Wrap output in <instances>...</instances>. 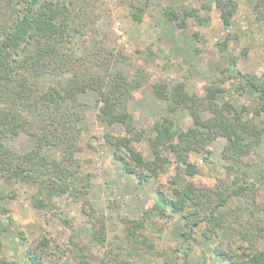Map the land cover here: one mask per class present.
<instances>
[{"label": "trees", "instance_id": "1", "mask_svg": "<svg viewBox=\"0 0 264 264\" xmlns=\"http://www.w3.org/2000/svg\"><path fill=\"white\" fill-rule=\"evenodd\" d=\"M94 1L0 0V179L18 185L35 209L52 217H57L56 200L66 198L86 215L92 241L103 246L107 237L104 214L92 207L90 199L96 174L86 170L79 157L80 143L88 132L80 95L92 91L99 104L98 122L124 127V135H105L123 173L143 185L165 173L168 164L176 165L179 173L171 177L170 193L156 189L151 207L154 215L163 222L180 218L178 235L183 242L195 240L196 232L199 243L231 233L240 241L237 250L241 254L216 246L213 252L217 259L229 264H264V158L256 151L264 134V72L257 75L239 70L236 58L225 54L231 39L225 37L215 45L227 65L222 68L220 61L214 62L212 68L218 75L204 87L203 96L190 94L181 82L171 87L153 85V93L165 103L167 115L152 126V160L145 161L132 145L141 136L131 134L132 116L127 107L132 93L144 85L143 75L138 71L136 78H128L119 68L126 57L101 41L92 42L93 48L87 50V31L93 26L88 21L92 15L88 6ZM253 2L254 21L264 22V0ZM212 8L218 12L221 25L228 28L239 4L237 0H213V7L203 4L201 9L188 10L168 5L161 8V13L166 21L184 29L188 19L193 25L208 24ZM137 10L142 12L141 8ZM192 37L197 39V33ZM227 83H233L230 89L225 87ZM222 95L238 99L248 95L253 105L251 118L247 117V105L233 103L232 99L220 101ZM179 110L192 120L187 129L172 118ZM21 133L33 140L32 147L23 153L15 148V139ZM221 142L222 176L216 177L213 187H198L180 175H199L196 165L189 161L193 153L212 165L208 147ZM259 190L262 203L258 202ZM5 201L6 196L0 192V264H24L2 255L3 235L11 226ZM148 216L147 212L142 218L119 216L120 234L128 243L122 251L128 259L141 257V246L153 252V244L141 234ZM59 220L69 224L68 220ZM25 241L21 237L27 264L50 263L46 258L51 247L49 238L41 236L29 245ZM67 244L72 247L69 258L73 264H89L90 247L74 230ZM182 249H176L175 254H185L187 264L188 253L184 246ZM113 251L114 247L103 255L101 264H117L119 254ZM119 262L128 264L127 260Z\"/></svg>", "mask_w": 264, "mask_h": 264}, {"label": "rangeland", "instance_id": "2", "mask_svg": "<svg viewBox=\"0 0 264 264\" xmlns=\"http://www.w3.org/2000/svg\"><path fill=\"white\" fill-rule=\"evenodd\" d=\"M237 1L239 8L228 28L221 25L218 12L213 8L209 13L208 24L197 26L193 25L192 19H188L184 29L178 28L162 17L163 6L170 5L175 8L184 6L187 10L199 7L201 9L203 4L213 7V0H95L88 6V11L92 12L88 21L93 26L90 25V30L87 31L89 39L87 50L93 48L92 42L101 41L107 48L119 50L126 57L125 63L119 68L128 78H136L138 71L143 75L144 85L132 93V99L127 107L132 116L131 134L141 136L140 141L132 145L145 161L152 160L149 144L150 137L154 136L151 131L152 126L167 115L165 103L158 100L153 93V85L166 84L171 87L181 82L185 83L190 94L203 96L204 87L218 75L217 69L212 68L214 62L220 61L222 68L227 65V61L218 56L215 45L225 37H231L225 54L236 58V67L239 70L254 72L257 75L264 72V22L254 21L252 9L254 0ZM140 8L141 13L137 10ZM200 12L201 15L205 14L203 10ZM193 33H197V39L192 37ZM232 84L227 83L225 87L230 89ZM80 99L83 103L81 110L86 117L88 132L84 134L80 143L82 152L79 157L85 169L96 174L90 199L92 207L98 212L102 210L104 214L103 221L107 227L106 241L103 246L92 241L85 225L86 215L66 198L56 200L57 217H52L46 211L35 209L26 200V193H23L18 185L0 179V192L6 196L5 204L9 210L7 216L11 220L10 231L3 235L2 255L8 260L27 264L22 253L21 237L25 238V242L29 245L41 236H45L51 240V247L46 257L49 258L50 263L73 264L69 258L72 247L67 244V238L74 230V234L90 247L89 264H101L100 259L112 247H114L112 253L119 254V258L116 259L117 264H122L119 260H127L128 264H165V262L185 264V254L181 253L184 251L183 246L189 256L187 264H229L217 259L213 248L219 246L224 250L230 248L233 251L237 250L240 241L231 233H221L217 239L199 243L196 232L193 234L196 241L183 242L178 235L181 232L180 218H171L163 222L154 215L151 207L156 189L170 193L171 177L179 173L176 165L168 164L169 168L165 173L139 185L136 178L121 171L120 165L112 156V148L105 139L106 134L124 135V127L106 126L98 122L99 104L96 103V94L92 91L80 95ZM227 99H232L233 103L240 102L247 105L249 108L247 117L251 118L253 105L248 95L242 99L229 98L226 95L220 97V101ZM172 118L182 129L192 125V120L185 111L175 112ZM259 120L258 117L255 118L256 123L260 125ZM32 145L33 140L24 133L19 134L15 139V148L19 152H26ZM208 149L211 151L209 158L212 165H207L202 156L193 153L189 161L196 165L200 171L199 175L188 178L180 174L187 181H192L196 186L203 188L213 187L216 184V177L222 176L220 160L222 142L212 144ZM256 151L264 158V134ZM51 152L58 157L55 150ZM262 199V192L259 190L258 202L262 203ZM111 202L113 206L109 208ZM145 212L149 213V216L141 234L147 238L148 243L153 244V252L149 253L141 246L142 256L128 259L125 251H122L128 243L120 234L122 225L119 216L129 219L142 218ZM59 218L68 220L69 224L65 225ZM176 249H180L181 252L175 254ZM60 251L65 253L62 254ZM236 252L238 255L241 254L238 250Z\"/></svg>", "mask_w": 264, "mask_h": 264}]
</instances>
